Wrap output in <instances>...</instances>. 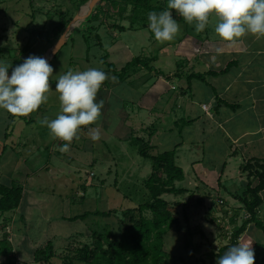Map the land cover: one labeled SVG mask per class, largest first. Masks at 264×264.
<instances>
[{
	"label": "rangeland",
	"instance_id": "374dc122",
	"mask_svg": "<svg viewBox=\"0 0 264 264\" xmlns=\"http://www.w3.org/2000/svg\"><path fill=\"white\" fill-rule=\"evenodd\" d=\"M117 1L119 4L124 0ZM157 1L163 10L167 9V0ZM100 5V12L94 11L89 23L77 20L71 24L66 42L49 62L54 71L46 94L47 101L27 116H14L0 110V149H3L0 154V177L2 182L12 180L20 184L24 191L19 208L0 218V240L6 238L12 248L8 255H0V264H65L64 257L73 258L75 249L92 242L89 230L97 229L96 224L100 228L107 226L118 239V220L128 209H135L141 199L132 190V185L140 188L141 180L150 172V161L137 155L136 148L129 138L126 139L130 136L149 139L154 146L152 155L171 150L182 137L183 145L175 150V162L182 168L185 179L175 186L190 192L178 199L163 196L170 203L179 202L175 209L179 227L168 231L164 249L176 259L175 264H215L218 249L230 244L232 231L246 217L242 205L232 194H240L241 184L247 181L246 173L240 171V166L253 156L264 158V137L257 138L255 124L242 119L238 123L242 132H239L236 142L221 137L218 128L207 120L209 115L206 111L201 112L203 107L199 108L201 102L207 103V99L214 95L210 81L208 85L192 81L191 92L182 83L174 85L167 82L168 92L164 88L166 84L162 85L166 79L154 76L155 83L148 91L142 92L144 89L140 87L149 74L143 68L135 67L134 73L124 82L127 85L118 83L115 89H109L114 85L109 75L111 77L108 76L107 83L101 86L96 97L97 102H104L101 116L96 123L78 131L66 153L59 150L65 142L53 137L41 120L45 117L55 119L60 111L59 93L55 91L59 75L69 70H106L101 61L104 56H107L106 63L113 64L117 69L136 57L155 56L150 66L170 79L180 71H206L207 60L201 57L202 54L211 52V42H226L214 31L218 18L210 15L202 32H196L194 25L183 20L178 23L180 31L174 40L157 42L148 28L147 12H133L128 5L123 18H120L108 4ZM86 7V4L79 7V0H0V63L7 65L11 73L13 67L23 63L30 55L48 60L67 28H57L59 19L63 16L72 21L76 15L87 14ZM173 15L175 18L179 16L174 10ZM119 27L126 30L120 32ZM95 36L100 38L101 48L96 45ZM184 40L185 46L194 54L192 58L188 56L184 59L178 55L183 49L180 43ZM251 41L264 42V37L249 34L235 43L226 42L225 48L231 47L234 51L238 45ZM194 46L197 47L194 49ZM177 64L181 65L179 70ZM237 71L233 70L231 76L225 74L217 78L219 82H215L221 84V91L224 92L225 83H233ZM260 78L264 80V75ZM156 94L163 96L157 99ZM173 103L176 112L172 116L170 108ZM188 107H191V115H187ZM168 115H171L170 119ZM199 116L201 119L195 125L184 128L182 135L169 131L173 128L171 120ZM157 119L160 120L157 122ZM152 124L161 130L156 136L148 138L146 128ZM96 131L100 138L93 141L91 136ZM223 163L225 169L218 182ZM261 196L263 203L259 218L264 221V193ZM200 198L201 204L197 202ZM111 210L117 215L104 219L90 217L83 222L62 220L63 217L85 212ZM236 214L235 221L230 223V218ZM212 220L215 222H210ZM48 241L53 242L54 257L45 261L38 256L36 260L33 251L43 248ZM239 244H251L255 261L264 264V248L258 246H264L261 231L249 225L238 239Z\"/></svg>",
	"mask_w": 264,
	"mask_h": 264
},
{
	"label": "trees",
	"instance_id": "16d2710c",
	"mask_svg": "<svg viewBox=\"0 0 264 264\" xmlns=\"http://www.w3.org/2000/svg\"><path fill=\"white\" fill-rule=\"evenodd\" d=\"M88 2L89 0H79V7ZM99 3L108 4V7L111 10L113 8V11H115L120 18H123L128 5H131L133 12L135 10H143L147 13L150 11L160 12L164 9L157 0H124L119 4L117 0H101ZM98 4L94 7L91 14L84 20L85 23L92 21L93 15L95 14L94 11L100 12L101 5ZM175 19L178 23L183 21V18L180 17V15ZM132 20L135 21L134 18ZM70 22V19L62 16L58 21L57 28L63 30L70 24ZM131 24L133 23L131 22ZM119 28L120 32L126 30L124 27ZM83 39L85 40L87 38L83 36ZM95 39L97 41L96 45L101 48L100 38L95 36ZM87 50L89 51V47ZM106 59L107 56L101 58L102 63L106 67V70L102 71H104L107 76H112L111 81L114 82V85L118 83L124 84L130 74L134 73L135 67H141L145 71L149 73L152 72L157 76H165L163 72L155 71L154 67L150 66V63L155 61V56H151L150 58L136 57L120 69H117L111 63H106ZM238 64L239 62L237 60H232L227 62L225 67L219 71L207 70L201 73L192 71L189 73H183L180 71L174 75L183 76L190 86L188 92H191L192 81H202L208 85L206 78L208 80V77L227 75L232 69L238 68ZM180 66L181 65L178 66V70L180 69ZM105 82L107 83V81ZM105 82L102 86L106 84ZM214 95L215 106L213 107V110L215 114L220 107H226L232 111H235L239 107L237 104H229L216 94ZM196 121H199L198 117L176 119L173 122V128L169 131L172 132L174 130L182 135L184 128H188L190 125H195ZM87 128L88 127H85V129ZM218 130L220 131V129ZM156 132L157 127L154 126V124L146 128L148 138L153 137ZM220 134L221 137H224L223 132L220 131ZM5 138H7V135ZM128 138L131 145L136 148L137 155L150 161V172L146 178L141 180L139 185L140 188H135V186L132 185V190L138 193L139 197H141L140 202L135 209H128L124 213V217L121 220H118V239L114 238L107 226L100 228V226L96 224L97 229L89 230L92 242L89 244H83L80 248L75 249L73 258L69 259L68 257H64L65 264H74L75 262L80 264H175L176 259L164 249V246L165 237L167 236L168 231L179 227V221L175 216V209L179 205V202L175 201L170 203L164 199L163 196L170 195L174 199H178L184 197L190 192V190L186 188H178L175 186L176 183H181L185 179V174L182 168L175 162V150L183 145V141H181L182 137H180V142L174 144L171 150H165L156 155L151 154L154 146L149 143V139L145 140L143 138L131 136L126 139ZM224 169L225 163L220 167L218 182L221 180ZM240 171L246 173L247 181L241 184L242 190L240 194L236 193L232 195L240 205H242V211L246 213V217L241 225L232 231L230 244L218 249V252L215 254V264H217L218 258L222 256L228 248L237 245L238 239L246 232L249 225L252 228L254 226L264 234V221L259 218L260 208L263 203L261 194L264 193V158L260 159L252 157L247 159L240 166ZM81 187L85 191V186L82 185ZM141 191L143 194H141ZM23 198L24 191L20 184H16L12 180L9 182H2V178L0 177V218L6 213L16 211ZM197 202L201 204L202 199L200 198ZM18 215L23 219L21 213ZM116 215L117 213H114V210L107 212L95 211L93 213L85 212L81 215L69 218L63 217L62 220H67L69 222L80 220L83 222L90 217L104 219ZM236 216L237 214L234 218H230V223L235 221ZM210 222L213 223L215 221L212 220ZM1 230L2 227H0V231ZM258 246L264 248L261 244H258ZM11 249L12 248L6 238L0 240V255H8V253H11ZM32 254L36 257V260L37 257L40 256L43 257L45 261H49L54 257L53 242L48 241L43 248H39V250L37 248ZM254 264L259 263L254 261Z\"/></svg>",
	"mask_w": 264,
	"mask_h": 264
},
{
	"label": "clouds",
	"instance_id": "9594fccd",
	"mask_svg": "<svg viewBox=\"0 0 264 264\" xmlns=\"http://www.w3.org/2000/svg\"><path fill=\"white\" fill-rule=\"evenodd\" d=\"M173 10L183 20L202 32L210 15L218 22L215 33L223 41L235 43L247 35L264 37V0H167V9L147 14L148 28L157 42L172 41L180 31ZM220 50L217 49V52ZM53 67L46 58L30 55L9 73V67L0 63V110L14 116H27L47 101ZM108 79L97 68L84 71L69 70L59 75L55 91L59 93L60 111L55 119L45 117L41 124L50 134L64 141L59 150L66 153L78 131L96 123L104 107L103 100L96 101L97 93ZM99 132L91 136L98 140ZM255 253L251 244L228 248L218 258L217 264H254Z\"/></svg>",
	"mask_w": 264,
	"mask_h": 264
},
{
	"label": "crops",
	"instance_id": "0c3cea01",
	"mask_svg": "<svg viewBox=\"0 0 264 264\" xmlns=\"http://www.w3.org/2000/svg\"><path fill=\"white\" fill-rule=\"evenodd\" d=\"M205 41H207V37ZM180 44L183 49L180 52H178L179 53L178 55L183 56L184 59L188 56H191L192 58L194 54L190 48H187L185 46V40L181 42ZM210 45L212 47L211 52L207 53L205 51L201 56L203 59L205 58V60H207V67H208L207 70L219 71V70H222L225 67L226 63L229 61L237 60L239 62L238 68L232 69L229 72V74H227L228 76H231L233 75L232 73L233 70L234 71L238 70L236 72V78L234 79L233 83L224 84L225 86L224 92H226V94L223 91H221L222 89L220 90L221 84L218 83L219 82L217 79L218 77H208V80H207V82L210 81L209 84H211V87L213 88V91H214L213 94H216L218 97L225 100L229 104H237L239 107L235 111H232L226 107H220L217 113L215 114L213 110V107L215 106L214 104L215 95H213L207 99L206 101L207 103L201 102L199 104V108H201L202 105L207 106L206 113L207 115H209L207 120L210 123H212L214 126H216L218 129H220L221 132L224 133L226 140L229 139V140H233L236 142V140L240 137L238 135L239 132H242V129H240V126L238 124L240 119L244 121H249L250 123L252 122L253 124H255L254 128H256L258 131V134L256 136H258L257 138L262 139L264 137V80L261 79L260 76L264 75L262 74V72L264 71V42L251 41L247 43L246 45L245 44L238 45L237 48L234 49V51L236 52L231 50V47H228V49L226 50L225 48L227 46L226 42L224 43L211 42ZM195 47L197 46H194V49ZM213 47H216L220 51L217 52V49H214ZM180 49L181 47H179V50ZM209 59L212 62L209 61ZM261 70L262 72H260ZM154 76H157V75H154L152 72L148 74V77H147L148 79L144 80L143 86L140 87L141 89H144V90H141L142 92L148 91L152 83H155L153 82ZM159 77L162 78V80L166 79V81H164L162 85L164 86L166 84L164 88L168 92H170V88H169V85H167V82L170 84H174V85H179V83H182L186 85L187 89L190 87L183 76H174V77L170 76L171 79L168 78L166 75L164 77L163 76H159ZM215 81H218V82L216 83ZM124 85H127V84L124 83ZM111 88L115 89V85L111 86L109 89ZM191 90H192V85H191ZM162 96L163 94H156L157 99H161ZM227 96H229L230 98L227 99ZM174 106L175 104L173 103V106H171L170 108L172 116H173V112H176L175 111L176 107ZM178 110L181 111V109H178ZM187 111H188L187 115L192 114L190 112L191 107H188ZM201 112H204L202 108H201ZM171 115H168L169 119L171 118ZM176 115L177 114L175 113V118H176ZM165 119L169 121L167 117ZM198 119L200 120L201 117L199 116ZM159 120L160 119H157V122ZM172 122L174 121L171 120L170 123ZM261 122L263 124H260ZM160 130L161 129L158 127L157 132L156 134H154V136H156L159 133L158 131ZM133 167L136 170V166L133 165ZM45 168L47 169V167ZM48 171H50V169H48ZM206 172L210 173L208 171Z\"/></svg>",
	"mask_w": 264,
	"mask_h": 264
},
{
	"label": "water",
	"instance_id": "95a60500",
	"mask_svg": "<svg viewBox=\"0 0 264 264\" xmlns=\"http://www.w3.org/2000/svg\"><path fill=\"white\" fill-rule=\"evenodd\" d=\"M101 0H89V2L86 4L87 8H88V12L87 14L83 15V16H79L76 15V17L74 18V20H72L70 22V24L67 26L66 30L63 32L62 36L60 37V39L58 40V42L55 44L54 48L52 49L50 58L47 60L48 62H50L59 52V50L62 48V46L64 45V43L66 42L67 36H68V32L70 30V26L74 21L80 20V21H84L92 12V10L94 9V7L100 2ZM2 146V144H0ZM3 149H0V154L2 153Z\"/></svg>",
	"mask_w": 264,
	"mask_h": 264
},
{
	"label": "built area",
	"instance_id": "2783aa9c",
	"mask_svg": "<svg viewBox=\"0 0 264 264\" xmlns=\"http://www.w3.org/2000/svg\"><path fill=\"white\" fill-rule=\"evenodd\" d=\"M202 107H203V111H206L207 112V110H206V106L205 105H202Z\"/></svg>",
	"mask_w": 264,
	"mask_h": 264
},
{
	"label": "bare ground",
	"instance_id": "6f19581e",
	"mask_svg": "<svg viewBox=\"0 0 264 264\" xmlns=\"http://www.w3.org/2000/svg\"><path fill=\"white\" fill-rule=\"evenodd\" d=\"M87 8V7H86Z\"/></svg>",
	"mask_w": 264,
	"mask_h": 264
}]
</instances>
